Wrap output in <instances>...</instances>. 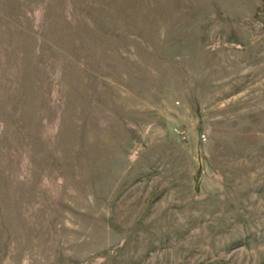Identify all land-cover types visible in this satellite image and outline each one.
Here are the masks:
<instances>
[{"label": "rangeland", "instance_id": "374dc122", "mask_svg": "<svg viewBox=\"0 0 264 264\" xmlns=\"http://www.w3.org/2000/svg\"><path fill=\"white\" fill-rule=\"evenodd\" d=\"M0 264H264V0H0Z\"/></svg>", "mask_w": 264, "mask_h": 264}]
</instances>
